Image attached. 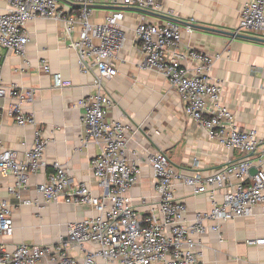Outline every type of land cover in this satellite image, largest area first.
I'll use <instances>...</instances> for the list:
<instances>
[{
    "label": "crops",
    "instance_id": "crops-1",
    "mask_svg": "<svg viewBox=\"0 0 264 264\" xmlns=\"http://www.w3.org/2000/svg\"><path fill=\"white\" fill-rule=\"evenodd\" d=\"M158 2L160 9L154 12L98 0L89 6L88 16L91 24H100L111 11L121 13L120 26L125 40L115 60L117 74L104 82L113 100L107 117L122 119L131 125L124 155L126 163L135 164L139 169L137 182L129 195L141 215L158 200L148 165V157L156 150H163L176 168L191 170L196 160L202 174L242 157L235 149L227 150L211 139L204 128L185 116L178 95L162 74L140 67L143 54L135 29L141 21L178 22L182 27L181 40L174 52L186 55L191 49L213 57L209 77L220 85L221 102L240 129L256 130L262 145L259 150L264 152V42L200 28L236 32L244 0ZM7 5V0H0V13L5 12ZM59 5L66 16H78L80 6L66 0H59ZM180 22H191L194 26L188 32ZM27 32L24 57L0 47V81L4 86L14 87L16 93L33 91L31 100L20 103V108L34 117L47 140L44 164L29 176L27 186L21 191V197L29 199L31 204H19L9 195L8 187L14 182L12 176H0V202L13 208L10 243L47 246L66 242L69 223L96 214L88 205H75L63 199L43 203L37 190L53 171V165L60 164L74 184L86 182L94 196L102 192L91 171V160L98 148L93 143L82 145L85 126L79 106L80 100L94 92L91 82L96 71L82 73L77 68L73 42L80 34L78 24L67 31L62 20L37 18L27 23ZM237 33L256 36L247 30ZM43 63L48 65V72L42 69ZM181 63L191 72L196 66L187 56L181 58ZM54 73L61 74L64 82L61 87L53 86ZM16 101L15 96L0 97V144L14 150L16 157L22 159L23 152L32 144L33 126L14 122L11 107ZM174 195L185 204V224L188 225L195 223L197 214L211 207L206 195L194 194L181 182L175 183ZM217 199L220 200L221 195H217ZM203 223L207 227L204 234L193 235L200 253L196 264H264V244L246 242L264 238V213L260 207L232 220L211 219ZM84 249L93 248L85 245ZM70 254L80 258L83 252L70 249ZM96 264L105 262L97 258Z\"/></svg>",
    "mask_w": 264,
    "mask_h": 264
},
{
    "label": "built area",
    "instance_id": "built-area-1",
    "mask_svg": "<svg viewBox=\"0 0 264 264\" xmlns=\"http://www.w3.org/2000/svg\"><path fill=\"white\" fill-rule=\"evenodd\" d=\"M80 6L78 16L68 17L59 0H7L5 12L0 13V47L25 56L28 43L27 23L37 18L62 20L67 31L80 26L73 46L77 52V68L82 73L95 72L91 82L94 92L79 101L81 121L85 126L82 145L93 143L98 152L91 160L92 177L102 192L94 196L86 182L73 183L63 165L54 164L53 171L38 185L43 203L65 202L88 205L96 214L67 227L66 242L55 245L12 244L13 208L0 202V264H196L198 242L194 234H204V220H232L254 207L264 213V152L255 129H240L230 110L221 102L220 85L209 77L213 57L189 49L186 55L174 52L181 40L182 27L174 21H141L135 36L143 54L140 67L156 70L168 81L178 95L185 116L204 128L211 139L227 150L235 149L242 157L202 174L194 160L192 169L176 168L163 150L148 157L158 200L149 205L145 214L132 202L130 189L136 184L139 169L126 163L124 147L131 125L122 119H108L113 104L104 82L117 74V53L125 40L120 26L121 13L113 10L100 24L88 20L89 6L98 0H66ZM113 6L123 5L142 10L158 11V0H101ZM192 22V21H191ZM191 22H188L191 24ZM188 32L190 25L183 26ZM250 31L264 38V0H244L236 32ZM187 56L196 64L191 70L181 63ZM25 64L27 62L25 61ZM49 71L46 63L42 64ZM64 84L61 74H53V86ZM15 96L11 113L17 125L33 126L30 148L22 159L16 152L0 144V176H12L9 195L19 204H31L21 197V191L44 164L43 153L47 140L42 136L33 116L25 114L20 103L30 101L32 90L16 93L14 87L0 81V97ZM254 168L256 173L250 174ZM189 186L194 194L209 198L208 211L197 214L194 224H185V204L175 198V183ZM221 195V199H217ZM34 203V202H33ZM214 229L217 226H212ZM248 244H264V238L249 239ZM12 245V246H11ZM93 249L85 251L84 246ZM70 249L83 252L80 258Z\"/></svg>",
    "mask_w": 264,
    "mask_h": 264
},
{
    "label": "water",
    "instance_id": "water-1",
    "mask_svg": "<svg viewBox=\"0 0 264 264\" xmlns=\"http://www.w3.org/2000/svg\"><path fill=\"white\" fill-rule=\"evenodd\" d=\"M175 22V21H174ZM178 24V22H175ZM181 25L186 26V25H190L191 27H193V24H190L188 22H180ZM204 30H209V31H214V32H218L227 36H231V37H238V38H244V39H249V40H253V41H257V42H264L263 38L257 37V36H249V35H244V34H239L237 32H229V31H223V30H218V29H213V28H207V27H200ZM250 174L254 175L256 173V170L254 168L250 169Z\"/></svg>",
    "mask_w": 264,
    "mask_h": 264
}]
</instances>
